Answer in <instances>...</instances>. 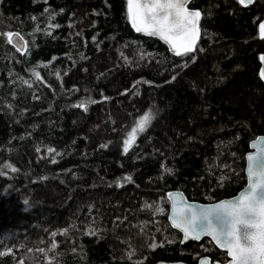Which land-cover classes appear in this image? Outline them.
<instances>
[{"label":"trees","instance_id":"obj_1","mask_svg":"<svg viewBox=\"0 0 264 264\" xmlns=\"http://www.w3.org/2000/svg\"><path fill=\"white\" fill-rule=\"evenodd\" d=\"M189 5L200 38L176 56L133 28L127 0H0V264L227 259L182 243L167 192L213 202L245 186L264 135V0Z\"/></svg>","mask_w":264,"mask_h":264},{"label":"snow or ice","instance_id":"obj_2","mask_svg":"<svg viewBox=\"0 0 264 264\" xmlns=\"http://www.w3.org/2000/svg\"><path fill=\"white\" fill-rule=\"evenodd\" d=\"M188 2L189 0H151L150 3H141V0H127L128 18L137 32H144L149 36L159 35L172 43L177 56L186 55L195 51L201 17L200 11L189 10ZM240 2L251 4L253 0ZM260 27L264 32V24ZM11 36L9 33V42ZM177 36L180 38L179 43L175 39ZM261 59L264 60V57ZM260 75L264 78V70ZM77 107L87 110L84 104ZM155 118L156 112L151 108L139 118L127 134L125 153L135 137L145 132ZM261 157H264V152L257 157H248L251 162L248 168L249 187L236 201H226L203 209L199 215L195 211L186 215L184 209L180 210L179 222L173 218L172 223L175 227L182 228L185 239L190 235L193 239L207 235L218 246L228 250L232 264H264V163H259ZM12 171L16 169L13 168ZM125 179L131 181L130 176ZM55 247L56 244L53 243L52 248ZM3 254L5 253H0ZM202 264L206 262L202 261Z\"/></svg>","mask_w":264,"mask_h":264},{"label":"water","instance_id":"obj_3","mask_svg":"<svg viewBox=\"0 0 264 264\" xmlns=\"http://www.w3.org/2000/svg\"><path fill=\"white\" fill-rule=\"evenodd\" d=\"M255 1L256 0H253V2L251 4H253ZM150 2H151V0H141V3H150ZM239 2H240V0H239ZM251 4L244 3L242 5L243 6H249ZM191 11H199V10L197 9V10H191ZM262 24H264V19L260 22V25H259L260 37L262 39H264V32H262L261 27H260ZM138 33L145 34L144 32H138ZM11 34H12L11 42L14 44V46H16L19 50L24 51L26 48V40L24 39V37L18 31H14ZM145 35H147V34H145ZM147 36H149V35H147ZM151 37H155V38L159 39L160 41H162L163 43L167 44L170 47V49L175 53V50L173 49L172 43H170L169 41H167L165 39H162L159 35H153ZM199 38H200V28H199V37L196 40L195 48H196V45L199 41ZM261 57H264V53L261 55ZM262 70H264V60L261 59L260 73ZM263 80H264V78H263ZM250 148H251V150L246 155V164H245L246 184L241 190L238 191L237 194H235L231 197H225V198L219 199L217 201H213V202H201V201L189 199L187 197V195L185 194V192L181 189H173V190H170L167 192V198L169 201L168 221H169L170 225L176 231H179L181 233L182 243L192 241V240L193 241H200L204 238H208L219 249L227 252V254H228V250L226 248H221L220 246H218L216 244V242L210 236L202 235L200 237V239H193V238H191V235H190L189 238L185 239V234L182 231V228L175 227L172 223V220H173V218H176L177 222H179V214H180L181 209L185 210L186 215H190L193 211H195L199 215V213L203 209L214 207L215 205L226 202V201H236L237 198L240 197L241 193H244L246 191V189H248V187H249L248 168H249V165L251 164V162L248 160V157L249 156L257 157V156H260L261 152H264V135H259L256 138H254L250 143ZM259 163H264V157H261ZM228 257H229L228 261L216 262L215 264H232V257H230L229 255H228ZM202 261L206 262V264H212L209 256L200 257L196 263H187L184 261H158L154 264H202Z\"/></svg>","mask_w":264,"mask_h":264},{"label":"flooded vegetation","instance_id":"obj_4","mask_svg":"<svg viewBox=\"0 0 264 264\" xmlns=\"http://www.w3.org/2000/svg\"><path fill=\"white\" fill-rule=\"evenodd\" d=\"M191 1V0H190ZM190 1L188 2V4H187V7L190 9V10H197L196 8H193V7H191L189 4H190ZM176 41H177V43H179V40H180V38H179V36H177L176 38ZM167 45V44H166ZM168 46V45H167ZM168 49H169V51L173 54V55H176L171 49H170V47L168 46ZM177 56V55H176ZM201 241V240H200ZM217 247V246H216ZM225 252V251H224ZM226 254H227V252H226ZM205 256H207V255H205ZM202 257V256H201ZM210 257V256H209ZM210 259H211V257H210ZM229 260V257H228V254H227V259H225L224 261H212V259H211V263L212 264H215L216 262H226V261H228ZM196 263V262H195Z\"/></svg>","mask_w":264,"mask_h":264},{"label":"rangeland","instance_id":"obj_5","mask_svg":"<svg viewBox=\"0 0 264 264\" xmlns=\"http://www.w3.org/2000/svg\"><path fill=\"white\" fill-rule=\"evenodd\" d=\"M140 53L142 54L143 52L141 51Z\"/></svg>","mask_w":264,"mask_h":264}]
</instances>
